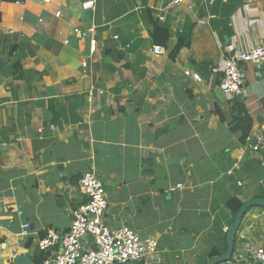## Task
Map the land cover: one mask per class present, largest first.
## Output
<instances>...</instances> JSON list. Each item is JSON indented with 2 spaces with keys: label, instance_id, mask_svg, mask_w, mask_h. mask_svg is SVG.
<instances>
[{
  "label": "crops",
  "instance_id": "1",
  "mask_svg": "<svg viewBox=\"0 0 264 264\" xmlns=\"http://www.w3.org/2000/svg\"><path fill=\"white\" fill-rule=\"evenodd\" d=\"M87 1L0 0V264L21 254L33 262L49 230L70 229L86 201L79 180L88 171L104 183L108 227L158 239L157 252L137 263L207 264L213 251L226 252L235 218L228 201L264 198V150L253 152L233 123L238 100L252 117L251 133L264 134L260 64L243 66L244 96L218 95L229 48L264 40V0H94L93 55L89 39L74 31L86 26ZM146 9L171 24L163 55L149 52L157 45ZM188 26L192 44L172 59ZM19 54L17 77L11 62ZM26 223L29 237L21 235ZM258 247L264 209L255 207L223 264H258Z\"/></svg>",
  "mask_w": 264,
  "mask_h": 264
},
{
  "label": "built area",
  "instance_id": "2",
  "mask_svg": "<svg viewBox=\"0 0 264 264\" xmlns=\"http://www.w3.org/2000/svg\"><path fill=\"white\" fill-rule=\"evenodd\" d=\"M35 1L51 4L54 0ZM183 2L184 0H173L170 6H177ZM96 6V1L89 0L83 3L82 8L83 11L91 10L94 13ZM60 15L61 13L58 12L55 16L60 17ZM157 18L160 22L166 21L165 15ZM74 31L77 38L89 39L90 54H95L98 48L97 26L86 24L84 27H76ZM114 39H118V37L116 36ZM229 50V55L224 57L222 62L219 88L225 98L232 101L246 94L243 66L258 64L264 60V40L256 47L237 49L232 46ZM149 52L152 55H163L166 48L157 45L153 46ZM87 65V62L83 63L84 67ZM185 74L194 80H200L199 74L191 71H186ZM246 141L247 146L253 152L264 150V134L262 132L250 133ZM239 185L242 183L240 182ZM181 187L183 185L180 184L172 190ZM79 190L86 197V201L72 212L73 220L70 229L64 234L49 230L47 235L37 243L40 251L48 253L44 264H128L136 263L157 252L159 246L157 238H142L127 226L112 229L106 225L104 221V215L108 208L106 191L103 181L95 171H88L82 175L79 180ZM23 228L24 231L21 235L29 237L31 234L30 224L26 223ZM90 236L94 238V242L88 240ZM83 250L85 253L81 255ZM254 257L258 264H264V247H258Z\"/></svg>",
  "mask_w": 264,
  "mask_h": 264
},
{
  "label": "trees",
  "instance_id": "3",
  "mask_svg": "<svg viewBox=\"0 0 264 264\" xmlns=\"http://www.w3.org/2000/svg\"><path fill=\"white\" fill-rule=\"evenodd\" d=\"M6 3H17L22 2L25 0H2ZM145 21L149 23L152 26L151 30V39L152 43L154 45H160V46H168L170 39L172 37V31H171V24L169 21H166L164 23H161L157 20H155V17L153 15V10L146 9L145 10ZM1 24H2V13L0 12V43L2 39V32H1ZM192 26H188L184 28V30L181 31V33L178 35V42L174 49L171 52V58L175 59V57L178 55L181 49L185 47H190L192 44ZM22 43L18 41L17 44L14 45V49L17 48L22 49ZM22 60L23 56L19 54L17 57H14L11 62V68L12 72L15 76H19L18 73L23 69L22 66ZM238 100L233 101L234 103V124L239 128V131L241 132L243 136V143H246V139L248 135L251 133L253 129V120L252 117L249 115V112L245 108V106ZM228 207L232 211L233 215L236 216L240 208L244 205L241 201H239L236 198H232L228 201ZM219 255L218 251H213L211 253V257L214 258ZM48 257V253L38 251V253L34 256L33 262L34 264H44V261Z\"/></svg>",
  "mask_w": 264,
  "mask_h": 264
},
{
  "label": "water",
  "instance_id": "4",
  "mask_svg": "<svg viewBox=\"0 0 264 264\" xmlns=\"http://www.w3.org/2000/svg\"><path fill=\"white\" fill-rule=\"evenodd\" d=\"M93 13L91 10H86L84 11L83 15H82V22L86 25L88 24L90 18L92 17ZM259 66V72H261L262 74H264V60H262ZM219 96L224 97L223 92L220 90L218 92ZM255 207H260L262 209H264V198H256V199H252L248 202H246L238 211L237 215L235 216L229 231H228V235H227V249L226 252L218 257H214L211 258L207 264H223L226 262H230L232 260L233 257V253L235 250V245H236V238H237V233L238 230L240 228V225L244 219V217L246 216V214L248 213V211H250L252 208ZM88 240L90 242H94V238L92 236H90L88 238ZM85 253V250H83L81 252V255H83ZM10 264H33L32 260L30 259V257L26 254H21V255H17L16 257H14L12 263ZM128 264H139V263H128Z\"/></svg>",
  "mask_w": 264,
  "mask_h": 264
}]
</instances>
